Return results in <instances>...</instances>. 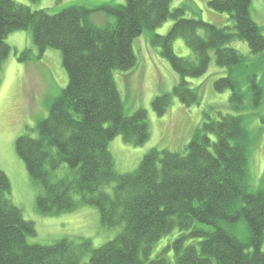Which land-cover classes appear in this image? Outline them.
Listing matches in <instances>:
<instances>
[{"label": "trees", "instance_id": "1", "mask_svg": "<svg viewBox=\"0 0 264 264\" xmlns=\"http://www.w3.org/2000/svg\"><path fill=\"white\" fill-rule=\"evenodd\" d=\"M76 1L78 6L50 14L0 0V71L11 51L6 36L28 31L36 58L50 49L59 51L68 75V85L51 102L48 117L34 128L36 137L28 133L18 137L15 152L41 189L36 206L42 214L94 207L100 225L119 228V232L95 249L88 240H61L52 246L29 244L27 237L35 235L34 225L7 198L10 182L0 170V264H264V186L255 192L248 188L249 137L240 115L205 112L184 155L151 150L129 174L115 171L108 151V143L117 136L133 147L149 140L146 111L124 115L113 72L133 69L134 40L169 19L173 25L168 33L149 41L160 49L179 82L170 95L152 101L157 116L166 113L172 97L186 106L198 104V89L184 79L203 76L211 59L227 70L226 77L214 82V89L230 92V108L241 111L248 93L258 107L262 89L254 76L239 78L245 58L227 47L237 40L246 43L253 55L264 52V37L250 16L251 0L207 2L210 10L230 17L234 32L204 22L198 15L187 18L191 5L171 10L172 0H125L122 6L97 9L114 18L113 25L100 29L90 21L93 10L82 0ZM177 39L184 42L190 56L174 54L172 44ZM32 60V56L26 60L18 57L21 63ZM61 165L72 173L54 178ZM110 184H114L111 193L102 190ZM194 223L212 230L180 234L150 259L158 241L176 229L181 233L191 230ZM240 224L248 234L245 243L236 237ZM189 238L201 240L186 245ZM86 253L89 259L84 263Z\"/></svg>", "mask_w": 264, "mask_h": 264}, {"label": "rangeland", "instance_id": "2", "mask_svg": "<svg viewBox=\"0 0 264 264\" xmlns=\"http://www.w3.org/2000/svg\"><path fill=\"white\" fill-rule=\"evenodd\" d=\"M28 7L31 11L46 10L50 14L59 13L69 7L78 6L76 0H13ZM209 0H172L170 9L181 5L187 6V18H199L217 27H227L234 32V22L225 13H218L208 8ZM90 11V21L95 27L103 29L113 25L114 18L108 16L101 8H114L125 4L124 0H82ZM250 16L260 28L264 37V1L251 0ZM196 14V16H195ZM173 22L169 19L153 31H144L132 45L136 66L128 71H114L113 78L120 94L125 116H131L138 109L147 113L149 140L140 147H133L123 141L122 136L115 137L108 143L113 167L118 174L134 172L143 157L151 150L169 151L184 155L186 146L194 130L203 122L205 112L213 110L222 114L240 115L249 137L247 154L248 188L255 192L264 186V52L253 55L248 45L234 40L227 47L236 50L245 58L244 71L239 78L254 76L263 91L258 107L253 106L252 94L248 93L243 101L242 110L237 112L229 106L230 92L218 93L214 82L227 76L226 69L219 68L211 59L207 72L199 78H185L192 89H198V104L183 105L172 97L170 107L163 116H157L152 109V101L157 96L170 95L179 82V77L170 69L168 63L160 56V49L150 45L152 36H165ZM5 44L11 51L3 62L0 71V170L10 182L7 198L20 209L25 221L31 222L35 235L28 236L27 242L32 245L52 246L61 240L80 242L88 240L92 249L99 248L111 241L119 228H106L100 225L98 211L94 207L82 206L78 209L56 215L42 214L36 206V197L40 187L30 178L24 162L15 152V141L28 133L35 138L37 124L48 117L51 102L68 85V75L62 65V55L57 50H47L42 58L37 59V50L28 31L14 32L6 36ZM177 57L190 56V50L182 40L172 44ZM30 50L31 53H26ZM32 56V61L21 63ZM244 89V87H242ZM27 129H33L29 132ZM71 171L62 165L55 173L56 177H65ZM114 184L102 187L111 193ZM193 229L209 232L211 226L194 223L191 230L179 232L174 230L163 237L152 248L150 259L160 252L180 234L189 235ZM237 239L245 243L247 231L243 224L236 229ZM201 238H189V243H197ZM264 251V243L261 245ZM172 257V253H169ZM83 262L89 259L84 254Z\"/></svg>", "mask_w": 264, "mask_h": 264}, {"label": "bare ground", "instance_id": "3", "mask_svg": "<svg viewBox=\"0 0 264 264\" xmlns=\"http://www.w3.org/2000/svg\"><path fill=\"white\" fill-rule=\"evenodd\" d=\"M61 167H62V165H61ZM69 170H70V169H69ZM70 171H71V170H70ZM70 173H72V171H71ZM53 177H54V178H58V177H56V176H54V175H53ZM59 178H60V177H59Z\"/></svg>", "mask_w": 264, "mask_h": 264}]
</instances>
